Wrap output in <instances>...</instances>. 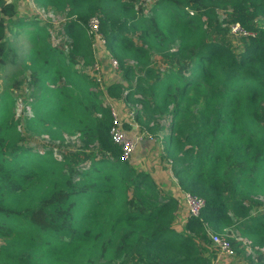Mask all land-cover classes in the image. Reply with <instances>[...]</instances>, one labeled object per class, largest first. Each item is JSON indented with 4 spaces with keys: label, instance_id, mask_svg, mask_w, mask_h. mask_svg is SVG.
I'll list each match as a JSON object with an SVG mask.
<instances>
[{
    "label": "trees",
    "instance_id": "obj_1",
    "mask_svg": "<svg viewBox=\"0 0 264 264\" xmlns=\"http://www.w3.org/2000/svg\"><path fill=\"white\" fill-rule=\"evenodd\" d=\"M134 1L36 0L67 18L54 45L43 21L0 0V264H211L209 230L229 229L236 252L247 239L264 264V212L251 214L264 209V0H156L149 15ZM94 16L124 76L138 69L133 91L121 80L105 93L79 68L95 62ZM235 24L252 34L237 48L223 38ZM21 89L32 114L16 118ZM131 95L179 189L206 201L184 232L179 200L111 138L105 99ZM30 135L81 144L57 156L62 144L32 147Z\"/></svg>",
    "mask_w": 264,
    "mask_h": 264
},
{
    "label": "rangeland",
    "instance_id": "obj_2",
    "mask_svg": "<svg viewBox=\"0 0 264 264\" xmlns=\"http://www.w3.org/2000/svg\"><path fill=\"white\" fill-rule=\"evenodd\" d=\"M7 2H15L17 3V5L19 6V12H20V17L25 18L26 20L28 19H34L36 18V20L38 19V21H43V23H45V25H47V27L50 29L51 34H52V42L54 45H57L61 40H64L66 37H62L59 36L57 37V31L58 28L61 27V25L67 20L66 16L62 13H57L55 11H53L52 9H48L45 8L44 6L40 5L39 3L36 2V0H6ZM136 2V6L137 9L139 7H143L146 11H148L150 8L153 6V4L156 2V0H135L134 3ZM50 11V12H49ZM50 13V14H48ZM220 19L222 22H226L225 19V14L224 13H220ZM226 26V24H225ZM139 35V33L136 32V34H131V36L133 37V41L135 43L138 44V46H142V42H140L139 39H137V36ZM220 38V36H219ZM223 38H225L229 43H231L234 47H238L240 44V40L238 39V37H236L232 32L230 33V35H224ZM16 39V38H15ZM96 44V45H95ZM93 45V47L95 48V59H96V54L98 56L103 55L102 58V68H103V86L104 89L106 91V87L107 86H111V85H116L118 83H122L121 80L123 81V85L126 87V89H129L130 91H133L132 89H134L135 84H136V72L138 74V69L132 74L129 75L127 77L124 76V74L122 72H113V70L110 68V63H109V59H110V55H109V50L103 46L102 43H95ZM178 43L175 42L171 45V51H175V49H177ZM144 49H147L146 46H143ZM160 54L155 50L152 51V55H151V63H153L154 66H159L161 67L162 70H164L166 68L165 65L161 64V58H160ZM136 65L137 61L136 60H130L128 61L129 65ZM17 94H19V100L18 103L16 105V109H15V115L16 118L21 117V115L24 112H28L31 113V102L25 103L24 102V98L25 96H27L29 94V91L27 89H21L20 91L17 92ZM134 97H139L138 95H135ZM108 97H106L105 100H107ZM110 98H108L107 102L109 101ZM133 96L131 95L130 97V102L129 104L125 103V98L123 96V98L119 101L116 100L118 103H120V106L122 107L123 111L124 110H129V112H134L135 115L137 114V111L140 110L142 108L141 105H138L136 103H134L133 101ZM0 112L2 113V110H0ZM128 112V111H127ZM164 126H168V122H164L163 123ZM141 127V126H139ZM128 128L130 129V132L132 131V128L130 126H128ZM165 137L168 135V131L163 132V134H161V137ZM28 140L27 143L29 145H31L32 147H37L39 146H45V147H58L60 144H62V146H64V149H55L54 153L55 155H60L62 150L67 151L70 148H78L80 146V141L78 137H72V138H68L66 137V140L64 143L55 141L53 139H51L49 136H37V135H30L27 136ZM145 141V140H144ZM153 147V146H152ZM155 150H150V154L148 159L144 162L141 161V163L139 165H134L136 167L139 168L140 171L145 172L146 170L152 169L154 171H156L155 166H159L161 165L163 162H161L160 160V152L162 151L163 147L161 145H157L155 146ZM152 149V148H151ZM37 152H39L40 154L44 153L45 150L44 149H39L37 150ZM134 156V155H133ZM159 158V159H157ZM133 162V159H131ZM159 161L161 163H159ZM166 164L168 166V169H170V164L168 163H163ZM152 165V166H149ZM161 173L158 174H153L155 178H157L158 180V184L159 185V190L161 193V197L162 198H166V197H172L175 196V198L177 199H181L179 198V194L181 192V190L178 187V181L177 178L173 175L170 174V178L168 181H166V179L164 177H162L165 173H168V170L166 168V166L162 167V171H160ZM147 173V172H146ZM149 174V173H148ZM152 175V174H150ZM153 178V177H152ZM154 179V178H153ZM154 181L156 182V180L154 179ZM255 209H253V212H251V214H254L256 212V210H260V212H264V209H262L261 206L254 204ZM183 208L181 207V209H179V214L177 215L176 218V223H175V229L179 232H184V225H185V215L183 212ZM183 222V223H182ZM233 230V229H232ZM221 234V233H218ZM227 234L231 237L233 236H238V233L233 230V235L230 234V229L229 230H225L223 232L224 235ZM247 240V239H246ZM249 241V240H248ZM251 244V241H249ZM2 241L0 240V246L2 245ZM210 244V245H208ZM207 247H209V255L212 258L211 264H254L257 261V257L258 254L254 251L252 244L250 245V247L248 249H245L244 247H241L242 250H244L241 253H237L236 250V256L233 258H229L226 259L223 255L220 254V252L216 251V249L214 248V246L209 242L207 243ZM262 252H264V249H261ZM103 264V263H101ZM112 264V263H110Z\"/></svg>",
    "mask_w": 264,
    "mask_h": 264
},
{
    "label": "built area",
    "instance_id": "obj_3",
    "mask_svg": "<svg viewBox=\"0 0 264 264\" xmlns=\"http://www.w3.org/2000/svg\"><path fill=\"white\" fill-rule=\"evenodd\" d=\"M50 12V11H49ZM145 15H149L148 11L144 9ZM50 14V13H48ZM231 32L237 36H249V34L244 29L241 28L239 24H235L231 26ZM88 34L94 37L95 43H102L106 48V42L101 34V21L99 16H94L89 20L88 23ZM96 45V44H95ZM95 52V50H94ZM102 58L103 55L98 56L96 54L95 62L89 66L88 68H84L83 62H81L79 68L83 69V72L87 74L92 80H94L99 89L103 90V68H102ZM110 68L113 72H121L119 62L110 57L109 59ZM105 92V90H103ZM106 93V92H105ZM107 96V95H106ZM108 100V98H107ZM105 101V106L110 108L112 114V125L110 130L111 138L117 146H119L122 150L121 159L123 161H132L134 152L138 145L144 140H152V138L146 133L142 132L134 112H129V110H124L120 106L121 102H117L113 99H109L107 102ZM128 111V112H127ZM130 126L132 130H135V133H131ZM179 203L180 206L185 209V221L191 217H199L201 213L206 208V201L200 197L193 195L188 192H180L179 194ZM183 223V222H182ZM208 235L211 240V244L214 246L216 251L220 252L221 255L225 256L227 259L233 258L236 256L235 249L230 243V236L227 234L221 235L209 230ZM238 241L242 242L241 247L248 249L250 247V242L246 239L238 238Z\"/></svg>",
    "mask_w": 264,
    "mask_h": 264
},
{
    "label": "crops",
    "instance_id": "obj_4",
    "mask_svg": "<svg viewBox=\"0 0 264 264\" xmlns=\"http://www.w3.org/2000/svg\"><path fill=\"white\" fill-rule=\"evenodd\" d=\"M131 133H135V130L133 129L132 131H131ZM153 146V147H152ZM152 148V149H151ZM156 148H155V144H154V142L152 143V142H149V141H147V140H145V141H142L139 145H138V147L136 148V150H135V152H134V156H133V164L134 165H139L140 163H141V161H146L147 159H148V157H149V155H151L150 154V150H151V152H152V150H155ZM157 159H159V158H157ZM159 163H161L160 161H159ZM149 166H152V165H149ZM164 166H166V168H167V170H168V173H165L162 177H164L165 179H166V181H168L169 180V176H170V174H172L171 173V171H170V169H168V166L166 165V164H161V165H159V166H155V169H156V171H154V170H152V169H149V170H146L145 172H147V173H149V174H152L151 176L156 180V183L158 184V180H157V178H155L154 177V175L153 174H158V173H161L160 171H162V167H164ZM159 186V185H158ZM173 197H175V196H173ZM183 212L185 213V209L183 210ZM225 257V256H224ZM226 258V257H225ZM227 259V258H226Z\"/></svg>",
    "mask_w": 264,
    "mask_h": 264
}]
</instances>
